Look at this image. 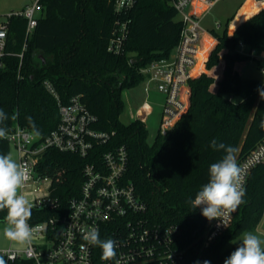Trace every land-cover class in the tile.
<instances>
[{"label":"trees","instance_id":"trees-1","mask_svg":"<svg viewBox=\"0 0 264 264\" xmlns=\"http://www.w3.org/2000/svg\"><path fill=\"white\" fill-rule=\"evenodd\" d=\"M41 13L27 38L23 58L16 55L26 41L27 19H10L6 65L0 69V109L8 119L0 127L14 123L32 131L26 117H32L44 139L59 123V107L43 82L51 80L61 100L73 95L98 117L96 127L111 133L108 142L96 145L89 157L48 148L37 171L52 179L50 196L57 206L32 207L30 223L49 220L65 213L69 200L80 192L87 163L101 160L103 152L124 145L128 150L126 179L133 182L147 214L163 224H177L182 233L180 246L187 247L188 264H224L238 247L236 237L264 219V160L251 169L243 203L222 235L205 243L210 221L201 208L193 210L190 201L209 179L208 169L224 155L210 147L218 143L236 148L237 163L263 139L260 121L264 119V82L243 77L236 69L251 54H264V7L242 22L232 35L228 29L210 32L217 44L198 76L190 80L186 110L166 135L160 133L148 143L146 123L139 118L129 123L120 119L121 91L145 79L141 68L153 60L168 57L179 41L182 22L169 0H138L133 8L118 15L114 0H39ZM259 7L246 6L242 16ZM241 16V17H242ZM130 18L124 50L115 54L108 43L117 18ZM213 41H207L204 59ZM21 62V67H20ZM199 70V71H200ZM19 73L21 76L19 77ZM258 89L260 91H258ZM0 154H10V143L0 139ZM7 210L0 211L5 221ZM7 260L8 257L5 256ZM8 264H36L19 258Z\"/></svg>","mask_w":264,"mask_h":264},{"label":"built area","instance_id":"built-area-1","mask_svg":"<svg viewBox=\"0 0 264 264\" xmlns=\"http://www.w3.org/2000/svg\"><path fill=\"white\" fill-rule=\"evenodd\" d=\"M137 1L114 0L115 12L125 14ZM169 1L182 22L179 41L168 57L153 60L141 68L145 79L156 81L158 91L164 96L161 135L170 132L189 104L190 80L203 71L196 70L203 50L201 17L219 0ZM195 3L203 5L201 12L192 9ZM38 9L41 6L39 0H35L22 10L0 15V69L6 65L10 19L14 16L27 19L26 41L22 50L16 53L22 60L27 49V38L37 25ZM130 21L129 17L116 19L107 47L110 52L119 54L124 50ZM219 27L220 23H216V28ZM240 51L251 55L254 53L248 51L245 44L240 45ZM43 84L58 103V125L41 140L29 129L14 123L8 129L7 138L18 153L19 163L28 172L21 194L32 207L38 208L57 206L56 200L50 196L52 179L37 171L48 148L89 157L96 145L108 142L112 135L96 127L98 117L81 101L80 95H73L64 103L51 80L45 79ZM128 158V150L122 145L103 152L101 160L87 163L80 192L69 200L67 211L46 221L34 224L28 221L30 226L38 228L33 237L31 254L25 250V246L10 248L14 252L13 260L32 259L36 264H188V248L180 246V226L152 220L147 214V203L142 200L133 182L126 179ZM263 160L264 139L238 162L244 174V189L251 169ZM236 212L223 222L219 219L210 221L205 234L206 244L224 233ZM91 227L99 229L102 240L112 239L116 242L114 259L102 260V250L87 245L83 240V231ZM3 250L0 249V253Z\"/></svg>","mask_w":264,"mask_h":264},{"label":"clouds","instance_id":"clouds-1","mask_svg":"<svg viewBox=\"0 0 264 264\" xmlns=\"http://www.w3.org/2000/svg\"><path fill=\"white\" fill-rule=\"evenodd\" d=\"M260 95L261 99H264V91H260ZM7 119V113L0 109V124ZM26 119L32 133L40 135L33 118L29 116ZM259 127L264 130V119L260 121ZM8 135V129L0 127V139H7ZM210 147L216 151H223L224 155L210 165L208 182L202 185L190 203L193 210L201 208L202 216L209 221L219 219L223 222L244 202V174L237 163L236 148L218 143L216 139L211 140ZM27 179L28 172L23 164L13 159L11 155L0 154V211L7 210L4 235L24 245L25 250L31 254L33 237L38 228L28 223L32 216V204L20 191ZM82 238L87 245L97 246L102 250V260L108 261L116 257V242L112 239L102 240L97 227L83 231ZM239 242L238 247L224 260V264H264V239L246 231L242 233ZM5 256L8 257L7 260ZM13 259L14 252L10 248L0 253V264H8ZM204 264L210 262L205 260Z\"/></svg>","mask_w":264,"mask_h":264},{"label":"rangeland","instance_id":"rangeland-1","mask_svg":"<svg viewBox=\"0 0 264 264\" xmlns=\"http://www.w3.org/2000/svg\"><path fill=\"white\" fill-rule=\"evenodd\" d=\"M239 1L240 0H220L210 10V13L207 14L205 19L202 20L201 26L203 28L211 26L213 20L223 18L224 12L226 13L231 7H235ZM34 2L35 0H0V15H6L10 11L22 10L32 5ZM40 13L41 10L38 9L36 14L40 15ZM221 20L223 21V25H225L226 19ZM224 27L225 26H223L221 30H223ZM253 56H255V53L252 54L251 58L239 61L237 63V68L243 77L258 78L264 82V58L257 60ZM261 56H264V54ZM121 95L124 103L120 114L121 121L129 123L133 118L143 115V120L148 130L147 141L152 144L160 131L164 104V96L158 91L156 81L144 79L134 85L125 86L121 91ZM16 154L14 146L10 144V155L15 160ZM5 226L6 220L0 221V247H4L10 242V239L4 235ZM246 231L252 232L261 239H264V230L261 228V224L253 226L242 233ZM242 233L236 237L235 242H239Z\"/></svg>","mask_w":264,"mask_h":264},{"label":"crops","instance_id":"crops-1","mask_svg":"<svg viewBox=\"0 0 264 264\" xmlns=\"http://www.w3.org/2000/svg\"><path fill=\"white\" fill-rule=\"evenodd\" d=\"M220 1V0H219ZM219 1H217L214 5H216ZM256 5L259 8L256 11L251 12L249 15L247 16H242V11L246 6H250V5ZM214 5L211 7V9L214 7ZM264 7V0H240L239 2H237L235 7H231L230 10H228L226 13L224 12V16L221 19H226L225 25H223V21L221 19H215L213 20V23L211 26L209 27H205L203 29V49L205 48L206 42L207 41H213V45L212 47L208 50L207 52V56H206V60L208 59L211 51L213 50V48L216 46L217 44V39L211 34V30L216 28V23H220V27L217 29H221L223 28V26L227 27L228 29V34L232 35L233 32L237 29V27L244 22L245 20H247L249 17H251L252 15H254L255 13H257L259 10H261ZM195 11L201 12L203 9V5H200L199 3H195L194 7L192 8ZM210 9V10H211ZM210 10L205 13L204 15H202L201 17V22L203 19H205V17L207 16V14L210 13ZM11 12V11H10ZM222 14V13H220ZM242 16V17H241ZM220 18V17H219ZM224 27V28H225ZM255 53V52H254ZM256 54V53H255ZM258 59H262L264 58V56L261 55H257ZM205 60V61H206ZM238 63V62H237ZM203 64V69L205 67V62H202ZM236 69L239 71V69L237 68V64H236ZM264 70V69H263ZM239 73L241 74V72L239 71ZM242 75V74H241ZM139 118V119H144V116H137L134 119ZM144 121V120H143ZM17 153V151H16ZM10 155V154H9ZM16 160L19 162L18 159V153L16 154ZM24 245L18 244L15 241L10 240V242L8 244H6L4 247H0V249H8V248H22Z\"/></svg>","mask_w":264,"mask_h":264},{"label":"bare ground","instance_id":"bare-ground-1","mask_svg":"<svg viewBox=\"0 0 264 264\" xmlns=\"http://www.w3.org/2000/svg\"><path fill=\"white\" fill-rule=\"evenodd\" d=\"M204 60V52H201L200 53V62H199V64L197 65V68H196V70L197 71H199L200 69H201V67H202V61Z\"/></svg>","mask_w":264,"mask_h":264},{"label":"water","instance_id":"water-1","mask_svg":"<svg viewBox=\"0 0 264 264\" xmlns=\"http://www.w3.org/2000/svg\"><path fill=\"white\" fill-rule=\"evenodd\" d=\"M261 228L264 230V219H263V221L261 223Z\"/></svg>","mask_w":264,"mask_h":264}]
</instances>
